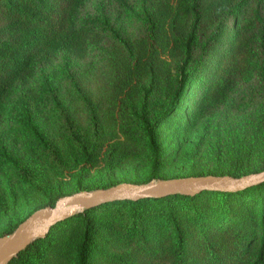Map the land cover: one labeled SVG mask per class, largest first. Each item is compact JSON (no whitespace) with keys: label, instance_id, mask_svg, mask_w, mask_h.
Instances as JSON below:
<instances>
[{"label":"rangeland","instance_id":"obj_1","mask_svg":"<svg viewBox=\"0 0 264 264\" xmlns=\"http://www.w3.org/2000/svg\"><path fill=\"white\" fill-rule=\"evenodd\" d=\"M191 3L84 0L62 33L83 36L82 45H63L60 35L40 51L32 45L37 29L0 11V47L18 48L27 65L0 71V238L36 209L81 191L144 184L153 175L150 182L260 173L264 0H200L193 80L177 102L175 66L192 25ZM154 49L148 65L144 57ZM159 112L166 116L157 121ZM194 201L95 212L90 264H176V257L253 264L263 228L251 196ZM83 230L81 222L61 226L27 264H76Z\"/></svg>","mask_w":264,"mask_h":264},{"label":"trees","instance_id":"obj_2","mask_svg":"<svg viewBox=\"0 0 264 264\" xmlns=\"http://www.w3.org/2000/svg\"><path fill=\"white\" fill-rule=\"evenodd\" d=\"M84 0H0V11L5 12L10 19H13L14 22L22 23L26 26L33 25V28L36 30L34 36H36L35 40L33 41V49H37V51L44 50L49 47L51 43H54L60 35H66V38H63L62 44L69 46H80L82 42L79 38H83V36H75L70 34H62L65 33L66 28L70 21V16L75 11H78L80 5L83 3ZM239 5L236 11L238 12ZM5 11H3V10ZM188 12L191 13L193 17L192 25L188 30L186 35V40L183 44V59L181 62H177L175 66L176 71V83H177V90H176V101L178 102L181 97L186 92L190 82L192 79V73L189 72V65L193 58V49L195 45V41L197 38L198 30L201 24L202 16L200 11V0H192L191 5L188 7ZM237 12L235 16H237ZM174 26V24H172ZM29 29H26L28 32ZM155 32L158 31L157 26L156 29L154 28ZM73 33L75 31H72ZM32 33L27 34L28 38ZM76 34V33H75ZM220 37V29L215 32L213 39L215 38L216 41ZM33 38V37H30ZM167 46V45H166ZM262 49V55L264 59V36L261 39L260 43ZM31 50V47H30ZM157 49L152 50L148 55H145V61L149 65L150 60L153 59L154 55L157 54ZM26 63H22V59L20 58V52L18 48H10V47H0V71L3 73H11V72H20L22 70L27 69ZM2 91L0 90V96ZM175 101V102H176ZM146 105L143 106L144 111L146 109ZM166 114L159 112L156 115V119L161 120L165 118ZM142 120L144 125L147 127L150 133L153 132L154 126L150 123V121L146 118L145 114L142 116ZM75 140L78 144H81L80 138L77 136L76 133H72ZM98 152V146H95L90 153L87 154V158L85 164L91 163L96 153ZM260 172L264 171V167ZM258 173V172H255ZM254 173H247L242 174L239 176H233L235 178L243 177L246 175H250ZM232 177V176H231ZM155 178L153 175L150 180L146 183H150V181ZM167 180V179H166ZM121 184V183H120ZM118 185V184H117ZM116 186V185H114ZM110 188V187H106ZM104 188V189H106ZM250 193V194H249ZM205 194H213L219 196H251L252 202H256L257 205L261 207V222L263 228L262 234V245L260 251L258 253V257H256L253 264H264V183L247 188L242 191L238 192H217V191H205L201 194L195 196H187V195H170L164 198H149V199H142L139 201H116L108 204L100 205L99 207L85 210L84 212L77 214L73 218L61 222L56 225L50 232V234L45 238H40L33 242L26 250L22 251L17 257H15L9 264H27V260L29 257L33 256V254H38L40 256V248L44 244H49L53 238V233L63 225L72 224L74 222H81L83 225V234L80 239V242L77 246L76 250V264H90V254L94 250V238H95V225L92 220V215L100 211L104 208H109L110 206L115 205H122L126 204L127 206L131 207H140L142 205L155 203V204H162L167 203L172 199H178L184 203L192 202L191 205L194 206L196 199L205 195ZM69 196V195H68ZM60 199V198H59ZM58 199V200H59ZM58 200L52 201L48 206H55ZM40 209V208H38ZM36 209V210H38ZM31 214H29L25 219L21 222L13 226L7 234L13 233L17 227L25 221ZM5 236V235H4ZM252 239L248 240V244H250ZM249 246V245H248ZM246 252H249V247L247 248ZM178 261L176 264H200L199 262H194L189 259V257H176ZM245 261L242 257H231L228 263H224L222 259L215 261L216 264H243Z\"/></svg>","mask_w":264,"mask_h":264},{"label":"water","instance_id":"obj_3","mask_svg":"<svg viewBox=\"0 0 264 264\" xmlns=\"http://www.w3.org/2000/svg\"><path fill=\"white\" fill-rule=\"evenodd\" d=\"M264 183V171L240 178L201 176L160 180L147 184L121 183L106 189L81 191L60 198L55 206L35 210L17 229L0 238V264H9L33 242L47 237L61 222L77 214L116 201H139L170 195L195 196L205 191L238 192Z\"/></svg>","mask_w":264,"mask_h":264}]
</instances>
